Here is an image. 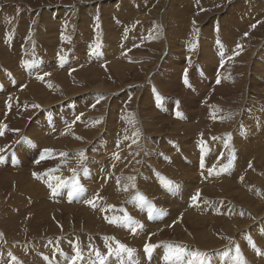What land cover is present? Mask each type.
Segmentation results:
<instances>
[{
	"label": "rangeland",
	"instance_id": "obj_1",
	"mask_svg": "<svg viewBox=\"0 0 264 264\" xmlns=\"http://www.w3.org/2000/svg\"><path fill=\"white\" fill-rule=\"evenodd\" d=\"M0 158V264H264V0H0Z\"/></svg>",
	"mask_w": 264,
	"mask_h": 264
},
{
	"label": "snow or ice",
	"instance_id": "obj_2",
	"mask_svg": "<svg viewBox=\"0 0 264 264\" xmlns=\"http://www.w3.org/2000/svg\"><path fill=\"white\" fill-rule=\"evenodd\" d=\"M254 27V25H253ZM92 54H96L95 52H93ZM45 75H48L47 73ZM219 79L217 80V83H219ZM157 99L159 100V97H157ZM177 115H179V113H177ZM46 152L48 150H45ZM61 155H64L63 153ZM81 156L83 157V154H81ZM44 157L42 156L41 159H43ZM2 159V158H0ZM74 173V177H75V170H73ZM34 176H36L37 178H39L38 174L34 173ZM161 182L165 187H169L171 185V181L166 180L165 178L161 177ZM50 188H52V185L49 184L48 185ZM134 186V185H133ZM77 191H83L82 187L79 186L78 181L75 182L73 184L72 187V191L69 192V196H72L75 192ZM52 194L56 195L57 194V189L56 188H52ZM139 199L141 202H145V203H149V218L152 217V213L157 211V209H155L154 206H152L150 204V202H147L146 197H144L142 194H138ZM199 196V193L196 194V196H193L192 199L195 201L197 199V197ZM88 203H92V201H88ZM125 219H130V217H125ZM0 236H2V234H0ZM253 247H255V245L253 244ZM148 250V249H146ZM122 251H128L129 255H131V250L126 249L124 245H120L118 252H122ZM187 256L188 260H187V264H206V254L205 253H201L199 251H187L186 249L182 248V247H171L170 246V251L169 254L165 257L166 261H168V264H176V262H181L183 260V258ZM80 258V253L79 250H77V255L72 257L70 264H77V259ZM233 264H246V262L243 260L242 255L239 253V249L237 247V255L234 258V262Z\"/></svg>",
	"mask_w": 264,
	"mask_h": 264
},
{
	"label": "bare ground",
	"instance_id": "obj_3",
	"mask_svg": "<svg viewBox=\"0 0 264 264\" xmlns=\"http://www.w3.org/2000/svg\"><path fill=\"white\" fill-rule=\"evenodd\" d=\"M30 72V71H29ZM229 256H230V253H229ZM163 259V258H162Z\"/></svg>",
	"mask_w": 264,
	"mask_h": 264
}]
</instances>
